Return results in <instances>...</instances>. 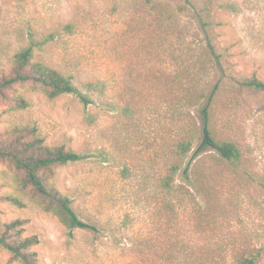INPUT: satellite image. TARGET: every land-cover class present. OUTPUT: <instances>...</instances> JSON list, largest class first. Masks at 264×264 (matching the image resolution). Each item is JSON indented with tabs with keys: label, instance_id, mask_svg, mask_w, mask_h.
I'll return each instance as SVG.
<instances>
[{
	"label": "rangeland",
	"instance_id": "obj_1",
	"mask_svg": "<svg viewBox=\"0 0 264 264\" xmlns=\"http://www.w3.org/2000/svg\"><path fill=\"white\" fill-rule=\"evenodd\" d=\"M28 46L77 93L14 85L29 105L0 97V133L30 124L80 153L51 181L95 227L69 230L33 202L0 199V224L21 220L38 264H236L249 249L264 264V91L239 82L264 80V0H0V76ZM94 80L103 92L85 88ZM207 120L240 148L246 174L210 149L183 172L190 153L177 143L196 145ZM14 178L0 161V195ZM0 264L20 263L0 249Z\"/></svg>",
	"mask_w": 264,
	"mask_h": 264
},
{
	"label": "trees",
	"instance_id": "obj_2",
	"mask_svg": "<svg viewBox=\"0 0 264 264\" xmlns=\"http://www.w3.org/2000/svg\"><path fill=\"white\" fill-rule=\"evenodd\" d=\"M145 1L149 3L152 0ZM209 47L211 52L216 54L215 44L209 41ZM32 57V47L23 48L15 54L9 71L0 76V97L3 100L10 102L16 108H25L29 105L22 95L9 93L16 84L29 83L49 98L64 93H77L69 76L41 61L32 60ZM239 82L252 90L264 91V80L254 74L241 78ZM84 86L87 90L103 92L105 83L94 80L85 82ZM78 96L85 104L90 102L85 95L78 93ZM204 113L206 117L209 114L206 109ZM206 149L213 150L218 155L217 159L238 176L240 173H245L240 148L235 142L216 136L208 120L196 145L188 139H181L177 143L178 156L182 157L190 153L183 172H186L191 162ZM82 158L80 153L62 144L45 143L34 125H16L0 133V161L7 162L15 174L14 193H4L0 195V199L19 206H24L26 200L33 202L41 210L58 217L69 230L74 228L95 230L91 223L83 221L77 215L72 200L61 193L51 181L58 167ZM179 168L178 163L170 166L169 173L161 180L162 187L172 186ZM20 224V219L0 224V249L7 251L10 259L20 264H38L36 253L31 249L37 239L35 236H21L18 227ZM258 258V251L249 249L241 253L236 264H258Z\"/></svg>",
	"mask_w": 264,
	"mask_h": 264
}]
</instances>
